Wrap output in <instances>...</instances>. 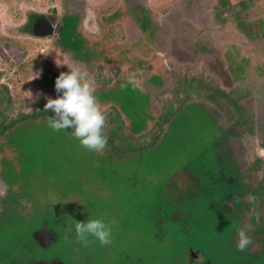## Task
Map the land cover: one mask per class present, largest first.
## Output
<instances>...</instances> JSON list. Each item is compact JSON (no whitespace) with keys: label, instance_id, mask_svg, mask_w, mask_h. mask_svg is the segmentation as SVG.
<instances>
[{"label":"rangeland","instance_id":"1","mask_svg":"<svg viewBox=\"0 0 264 264\" xmlns=\"http://www.w3.org/2000/svg\"><path fill=\"white\" fill-rule=\"evenodd\" d=\"M79 1H82V4L83 1H87L89 6L84 13L85 27L99 34L98 31L102 30L99 29L100 26L98 28L94 18L97 16L96 8H99V4H103V0ZM151 1L153 7L155 2L165 4V1H168L165 7L156 6L159 11L161 9L156 30L158 37L155 40V44L160 46L157 50V55L160 57L155 55L152 57L154 70L162 69L161 58H164L163 65L168 72L162 76L159 73H153L150 67L148 70L134 72L131 70L127 73L126 70L119 68L120 66L125 68L123 52L112 51L115 48H110L106 44L108 42L99 43V46L105 45L108 51H98L105 60L100 64L97 63V74L92 76L95 81L96 96L102 107L113 102L120 107L125 113V119L128 118L125 127L127 123L128 128L132 125L133 129L144 126L146 128L144 132H151V119H154L156 112L153 100H156L155 106L158 110L159 108L166 110L169 104L168 99L173 97L174 90L187 92L186 94H192L194 97L187 100L186 105L181 109L174 110L175 114L170 121L169 130L165 132V135L163 134V138L160 137L154 143L153 147L144 144L145 147L136 148L137 151L131 149L129 155H120V153L114 155L113 151V158L108 160L106 156L110 154L109 152L105 150L91 152L82 147L79 141L72 137V129H68L67 132L53 131L47 124L48 117L25 122L16 121L12 133L10 131L9 134L0 136L3 141H9L10 144L6 146L8 151H11L9 149L11 144L17 149L15 154L12 153V157L9 153L10 158L4 161L7 167L4 174L6 176L7 173V176L11 177L10 183L16 188L13 193L14 200L20 199V196L27 198L20 199L24 201L20 206L23 212L20 211L5 227V232L12 238L15 246L12 244L10 249L1 248L0 258L4 257V253L7 256L4 261L0 259V264L14 263L17 253L22 256L28 255L32 259L42 254V249L36 244L33 236V231L41 223L40 210L48 213L44 215L51 226L55 223L59 226L57 230L60 238L53 244L52 252L60 256L66 264H121L127 253L133 256L140 254L144 260L143 264H190L189 246H192L193 242L196 244L193 245L195 250L198 248L204 250L205 252L201 250L202 257L211 260L213 264H228L226 257L234 256L232 250L224 251L219 247L224 246L226 242L210 244L215 241L208 236L210 233L207 228H217L218 225L228 226L230 222L217 220L214 216L209 217L211 209L202 201L203 198L200 197L202 194L191 201L184 199L183 203L176 204L167 201L161 203L158 199L165 198V194H168L162 191L165 187L168 186L166 188L168 189L169 185L177 184L176 175L184 168L182 164L186 165L190 173L209 170L208 167L211 164L203 166L197 164L207 163L213 159L214 148L219 143V139L227 136L224 127L221 128L217 124L210 110L215 108L217 114L222 112L220 122L226 125L231 122L229 118L235 117L243 121L244 113L248 112L245 107H248L249 113L256 107L259 112L252 113L254 117L252 125L258 130L256 135L264 138V130L260 124L264 118V10L261 8L264 3L261 5V0H254L247 7L240 5V0H234L233 6H227L222 12L223 18H220L219 13L224 6V0ZM57 3L56 0H0V46L2 49L0 52V125L7 116L9 119H14L23 113L31 114L39 111V103H47L45 97L57 98V93H50L39 88L40 84L45 87L47 82L49 83L48 80L40 79L39 83L35 82L41 74L43 65L55 63V67H58L57 60L69 65L77 64L67 56L59 57L57 42L53 39L33 37L27 33L25 24L28 13L50 11V7ZM110 3L113 4L114 0L107 2V6L103 9L110 11L112 9ZM67 4L68 0H65L64 5L67 6ZM122 9L121 6L117 11L118 15L122 13ZM152 12L153 10L149 7L144 9V14ZM145 18L141 21L143 32L149 26L155 29L151 18ZM69 20L66 19V22L68 23ZM129 25L132 26L133 23ZM118 26H110L109 30L111 33L115 30L117 34L115 37L118 38L115 39L123 41L124 32ZM73 32V26L67 27L64 32V44L72 51H78L84 60L89 57L87 53L94 43L89 38L79 36L76 41L74 37L69 42V39L74 36ZM143 36L146 39L149 34L146 32ZM115 39L113 38L117 42ZM9 47H16L17 51L23 54L20 61L9 54ZM133 48L131 51H134ZM143 53L149 54L146 51ZM133 55L135 56L134 53ZM143 58L146 57H142L140 53L136 56L138 63L148 61ZM241 71H243L242 74ZM198 72H201L199 76L196 74ZM35 73H39L37 78ZM194 74H196L194 80H185V75ZM56 75L59 76L60 73L56 72ZM130 75H135L140 80L144 88L143 92L133 91L131 86L126 92L121 91L120 85ZM20 78L24 83L21 92L17 94L16 88L20 85L15 83ZM52 81L55 84L56 80ZM165 81L169 83L165 92L158 90L160 92L154 93L155 95L150 88L144 86L147 83L163 86ZM171 85H174L175 89H172ZM220 85H229L232 88V96L229 94L230 90L219 89ZM108 88L110 92L106 95L104 93L108 92ZM191 88L196 89L193 91ZM251 99H253L252 103H249ZM246 101L248 104L244 105L242 111L239 104ZM131 119L137 124H129ZM256 122L258 126L255 125ZM160 126L161 130L156 132L157 136L161 135L165 123L163 128L162 124ZM111 127V124L107 122L106 135ZM245 132L248 133V131ZM245 141L254 142L256 147L253 148H258L259 153H264V151L261 152L262 149L256 143L252 133L246 135ZM253 156L246 153L244 155L246 163L249 164ZM199 174L208 180V177L202 173ZM260 176L262 172L258 173V177ZM207 187L209 189L208 185ZM4 188V183L0 180V194L4 192ZM186 196L184 194L181 198ZM28 198L31 201L30 207L27 204ZM67 207L73 208L71 213L67 211ZM187 207L189 211L185 212L186 219L182 222L173 221L168 224L165 223L166 219L157 217L161 210L168 212L174 208ZM90 218L103 219L106 223L112 220L117 221L115 225H111L113 243L110 246H101L97 241L84 247L75 242L73 238L75 221L87 222ZM5 219L3 217L0 221L5 222ZM161 223L165 225L163 231L158 226ZM178 223L180 227H177ZM68 224L73 225V234L69 236L66 232ZM196 230L201 231L203 236L201 232H197L201 236L197 235ZM16 240H20L21 244L27 241L28 246L23 248L21 245L23 251L18 250L12 256V253L16 251ZM260 262L262 263L261 260L255 259L253 264H260ZM194 264L207 263L195 262Z\"/></svg>","mask_w":264,"mask_h":264},{"label":"flooded vegetation","instance_id":"2","mask_svg":"<svg viewBox=\"0 0 264 264\" xmlns=\"http://www.w3.org/2000/svg\"><path fill=\"white\" fill-rule=\"evenodd\" d=\"M58 3L57 5L54 4L50 7V11H30L26 18V27H27V33H29L30 36L38 37V38H45L49 37L57 42V48L59 57L67 56L70 60L74 61L75 63L79 64L83 70L87 71L86 64L83 63L80 59L76 58L75 55H73L72 49L68 46H65L64 44V32L67 25L66 19L71 18H77L80 21V24L82 26V29L86 32L88 36H96L101 35L105 29L104 21L110 20L109 15L113 13H117L119 8L122 6V13L128 12L129 10L133 11L131 17H129L126 22L129 24L133 23L132 26L129 24H126L124 21H121V23H116L112 25V27H118L121 28V30L124 32V39L123 41L116 40L115 36L117 35L115 30L114 32L110 33L111 37H113L117 43H123L125 47L130 46L131 43H134L139 40L140 32L138 30L139 24H141L142 19L144 17L149 18L151 15V20L155 21L156 23V29L159 24V18H160V11L156 8L168 5V1H165V4L157 3L155 2V7L151 5V0H114V5L110 3V7L112 8L110 11L104 10L103 8L106 5L107 2L110 0H103V4H99V8H96L97 16L94 18L97 21L98 28L102 31H98L99 34H95L94 30L89 31L84 24L85 15L84 13L87 12L88 9V3L87 1H77V0H68L67 6L64 5L65 0H56ZM254 0H251V3H253ZM60 3V5H59ZM78 3L79 5H77ZM124 3V4H123ZM164 3V2H163ZM261 5H263L264 0H261ZM123 4V5H122ZM154 4V3H153ZM59 7V9H58ZM146 7H149L153 10L152 13H145L144 9ZM162 7V8H163ZM107 8V7H106ZM264 10V5L261 7ZM82 11V12H81ZM135 16V17H132ZM145 18V19H146ZM137 19V20H136ZM144 19V20H145ZM79 23V22H78ZM155 29V37H158L156 34ZM157 35V36H156ZM128 45H125V44ZM127 51L131 49H126ZM134 51H139L137 49H133ZM204 54H206V51H199ZM197 52V53H199ZM58 57V58H59ZM163 57V56H162ZM164 59V58H163ZM90 65H95V60L89 58ZM165 61H163L164 64ZM55 63H48L43 65V68L41 70L40 76L35 79V82L39 81L40 77L42 76L46 66L51 67L52 69H55L59 73L61 72H68L70 71L67 66H61V67H55ZM51 76H53V73H50ZM90 77L93 75L89 73ZM166 82V81H165ZM172 84V83H171ZM175 84V83H174ZM169 85L168 82L163 84V86L160 85H152V88H154V93L164 91ZM172 86V85H171ZM40 89H45L50 93H57L55 89L49 88L48 86L42 87L39 86ZM162 88V89H161ZM174 88V85L171 87ZM219 89H223L225 91H229L230 96L232 93V88L227 86L220 85L218 86ZM160 90V91H158ZM61 94V93H60ZM155 95V94H154ZM154 99V96H153ZM188 100L191 99V97L187 98ZM250 99V98H249ZM248 99V101H249ZM209 100V99H208ZM252 100L249 103H252ZM201 102H205L202 99H200ZM248 101L245 103H240V108H242V111L244 109V105L246 106L248 104ZM154 105H156V100H153ZM206 104V102H205ZM155 107V106H154ZM206 108H208L205 105ZM219 107V106H217ZM214 108V107H213ZM210 110V108H208ZM246 111L244 114V120L239 121L235 117L229 118L231 121L230 123L223 125L220 122V114L222 112H215L214 110H210L212 114L214 115V118L218 125H220L221 128L224 127L225 133L227 134L226 138L219 139V143H217L216 146H219L223 151L225 152L226 160H222L221 157H219V160H215L213 162H208L207 164H211L209 167H212L209 171L213 174H218V177L222 178V185L221 188H216L214 183H217L215 179L209 176V173L205 171H201L204 176L208 177V180L204 179V177L201 175L200 177H197V171L189 172L187 170V167L183 168L181 172L177 173L176 179L177 184H173L172 187L176 191V194H171L172 197H175L179 200V203H181L184 199L186 200H192L196 196H200L202 201L206 203V207H209L210 213L209 217L214 216L217 220H223L226 223L230 222L228 226H219L217 228H207L209 231V235L213 241L210 244L214 245L217 242L226 244L224 246H219L221 249L225 250H232V253L234 256L226 257L228 264H253L255 259H259L262 261L260 264H264V153H259L258 148L254 146V142H247L245 141V137L248 133H252V135L255 137L256 143L259 145L260 149H262L261 152L264 151V138H259L257 136V128L252 124H254V117H252V113L259 112L256 107L252 108V111L249 113L248 107L246 108ZM162 110V109H161ZM216 113V114H215ZM261 114V113H260ZM223 116V115H222ZM225 116L226 111H225ZM264 116V115H263ZM153 128H151V132H147V138L142 139L140 142V146L146 144L148 147H153L154 143L159 140L160 137H163L165 135V132L169 130V127L171 125V120L165 122V127L163 128L164 123L161 121L160 116L155 115L153 119ZM162 124V131L161 135L157 136V131L161 130ZM261 127L264 130V118L262 121H260ZM126 122L124 123L123 133L125 137L129 134L127 131V128L125 127ZM257 125V122L255 123ZM258 126V125H257ZM149 130V129H148ZM250 130V131H249ZM111 128L107 130V136L108 139L111 137ZM245 131H248L245 132ZM164 134V135H163ZM113 148L111 144H109L105 149V151L110 150ZM137 144L134 145V148L132 146V149L137 150ZM131 150V148H130ZM226 150V151H224ZM132 151V150H131ZM130 151V152H131ZM246 153L251 154L253 156L252 161L250 163H246V159H244V155ZM122 154V153H120ZM228 164V165H227ZM232 165L234 173L241 172V176H235V174L231 175L228 172H231L229 169V166ZM262 172V176L258 177V173ZM232 173V172H231ZM0 180L4 183L3 179L0 176ZM230 180L233 182V185L231 184L227 188H225V185L227 184V181ZM230 182V183H232ZM188 183L190 184L188 186ZM209 186V189L207 187ZM5 186V183H4ZM186 187L189 189V192H186L187 195L186 198H181L182 193L184 192L182 189ZM216 189V190H215ZM215 190V191H213ZM6 194V186L4 188V192L0 194V218L4 216L6 219L8 218L9 213L6 212L3 208L5 205L3 201V197ZM249 195H255L258 200L255 205L248 202V196ZM190 198V199H188ZM215 198L216 200L213 201L211 199ZM184 200V201H185ZM183 201V202H184ZM182 202V203H183ZM71 207H67L68 212H72ZM41 212L43 210H40ZM189 211V207L181 209V208H174L172 211L170 210L169 213H167L168 218L171 221H178L182 222L186 218L184 217L185 212ZM48 214V213H47ZM46 214V215H47ZM164 215V216H167ZM163 216V217H164ZM162 217V219H164ZM180 220V221H179ZM180 223H178L177 227ZM160 230H164L163 226L164 223L158 224ZM59 226L58 225H50L48 221H44L37 229H35L33 232V236L35 237L36 244H38L39 247L42 249V254L31 258L28 255H25L24 263L22 264H66V262L57 254H54L52 252L53 250V244L57 241H59L60 233L58 232ZM240 228L246 229L248 234L253 239V244L249 246L248 250L245 252H240L237 247V241H238V230ZM185 231V228H182ZM224 232H223V231ZM201 231H195V233L199 236H201L199 233ZM202 234V232H201ZM194 235V236H197ZM162 236V234H161ZM203 236V234H202ZM24 247L28 246L27 241L21 244ZM192 246H189L190 252V264H194L195 262L200 263H207V264H213V262L209 259H206L202 257L201 250L198 248V250H195L193 245H196L194 242L191 243ZM204 251V250H202ZM205 252V251H204ZM236 254V255H235ZM123 263L121 264H143L144 260L138 255H131L128 254L123 257ZM189 263V262H187ZM13 264H20V262L15 261Z\"/></svg>","mask_w":264,"mask_h":264},{"label":"trees","instance_id":"3","mask_svg":"<svg viewBox=\"0 0 264 264\" xmlns=\"http://www.w3.org/2000/svg\"><path fill=\"white\" fill-rule=\"evenodd\" d=\"M233 2H234V0H224V6L221 7V12L219 13V17L220 18L222 17V12H224V10H226V7L227 6H229V5H232L233 6ZM239 3H240V5L247 6V5H250L251 0H240ZM132 12L133 11L129 10L128 12H125V13L120 14V15H118L117 13H113V14L109 15L110 20L104 21V23H105L106 26H105V29H104L103 33L101 35H96V36H88L86 34V32L82 29V26L80 24V21L76 17L75 18H71V17L69 18L70 20H69V22L66 25L65 31L67 30V27L73 26V28H74V32H73L74 33V36H72L69 39V42H71L74 37H75V40L74 41H76L77 37L79 36L81 38L84 37L85 39L89 38V39H91V42L94 43V45L91 46V50L88 51V53L86 52L87 55L89 54V57L86 58V59H84V60H82L81 55H79L78 51H72L73 52V55H75L76 58L80 59L83 63L86 64V68H87V72L88 73H91L93 76H96V74H97V65H98L97 63L100 64V62H103L105 60L104 59V56L103 55L101 56V52H98V51H108L107 50V47L105 45H100V46L98 45L99 43H104V42H108L106 44L108 46H110V48L111 47H114L115 48V49H112V51H120V52L122 51L123 52V54L122 53L121 54L123 55V63L125 64V68H122L123 66L122 67L121 66L120 67L118 66V67L121 68V70H126L127 73H128V71H131V70L133 72L134 71H138V70H142V69L148 70V69H150V67H152L151 70L153 71V73H159L162 76H164L168 72L167 69L163 65V58H161L162 59V69L161 68L158 69V70H154L153 69L154 68V65L152 64V57L154 55L155 56H159V55H157V53H158L157 50L160 48V46H158V45L155 44L156 43L155 40L157 38V37H155V34H154L155 29H156V23H155V21H152L151 22L152 25L155 26V29H152L149 26L148 29L143 28V29H145L144 30L145 32H143V30H142V23L139 24V26L137 27L138 30H139V32H140L139 35H141V36H140V38H139L138 41H136L134 43H131L130 44V47L131 48L134 47L133 49H137L139 51H130V50L127 51L126 49H131V48L125 47L123 45V43L120 44V43L115 42L113 40V37H111V34H110L111 32L109 30V27L112 26V25H114V24H116V23H118V22H120V20L121 21H124L126 24H129L128 22L125 21V19L127 20L129 17H131V15L133 14ZM132 17H135V16H132ZM150 18H151V16H150ZM146 32L149 34V36H146V39H145V37L143 36V34H145ZM2 40H4V39H2ZM111 44H112V46H111ZM9 48H10L9 49V54L13 58H15L17 61H20L22 59V57H23V54L20 53L19 51H17L16 47H9ZM143 51H146L149 54L148 55H145L143 53ZM0 52H2L1 46H0ZM133 53L135 54V56L133 55ZM139 53L142 54V57H146L145 59L143 58L144 60H148L146 63L145 62H143V63H138L137 62L136 56H138ZM90 56H91L92 59L95 60V65H92L91 64V67H90V62H89ZM128 57H130V58H129V61L127 62ZM56 72H58V71H56L55 69H52L49 66H46V68H45L42 76L40 77V79H45V80H48L49 81V83L47 82L46 87L48 86L49 88L55 89V84H53V81L52 80L53 79L56 80V78L58 77L56 75ZM50 73H53L54 75L53 76H50L49 75ZM242 73H243V71H241V74ZM196 74H197V76H199L201 74V72L200 73L198 72ZM196 74H194L192 76H189V75L186 76L185 75L184 78H185V80H190V79H193L194 80ZM122 75H123V73H122ZM100 78H101V76H100ZM40 79H39V81H40ZM18 82H20V83H18ZM18 82L15 83L16 85L17 84L20 85L19 88H16L18 90V93L17 94H19L21 92V88H22V85L24 83L21 78L18 80ZM37 83H39V82L37 81ZM115 84L116 83L114 82V85ZM200 84H201V82H200ZM152 85H158V84H152ZM152 85H150V84L147 83L144 86H145V88H150V90L153 93L154 92V88H152ZM195 89L196 88H194V90ZM191 90H193V89L191 88ZM109 92H110V89L108 88V92H105L104 94L107 95V94H109ZM186 93L176 92L174 90L173 97H171V98L168 99L169 100V104L167 105L166 110L164 109L165 111L164 110H161L160 108L158 110V108L153 103V106H155V109H156V112L154 114V117H155V115L161 116L160 118H161V121L163 123H165V121H167V122L170 121L174 117L173 116L175 114V113H173L174 110L175 109H181L183 106H185L186 105L185 102L188 100L187 99L188 97H194L192 94H186ZM39 104H40V110L37 111V112L31 113V114H24L23 113V114H20L17 118H14V119H9V116H7L2 121V124L0 125V136H5V135L9 134L10 131L12 133L14 131L13 130V127L15 126L14 124L16 123V121H19V122L20 121H23V122H25V121H29V120H36L37 118H40V117H48L49 118V116H53L54 115V113L51 110H49L48 112H44V106H45L44 103H41L40 102ZM102 110L107 115V122H109L111 124V126H112L111 127V130H112L111 131V137L108 139V142H109V144H111L113 146V148H111L110 150L106 151V152H109L110 153V154H108V156L105 155L106 157H108V158H106L107 160L109 158H113V151L115 152L114 155H116L117 153H122V154L129 155L130 154V151H131L130 148L132 149V146L134 148V145L137 144V147L138 148H141V147H139L140 146L139 145L140 142L143 144V142L141 140L144 139V138H147V135H148L147 132H144V129H146L144 126H140V127L136 128V129H133L132 128V125H131V127H130L131 129H130V128H128V123H127V127L126 128H127V131H128L129 134L125 137V135L123 133V128H124V123L125 122H128V118L125 119V113L122 112V110L120 109V107L116 103L113 102L110 105L109 104L108 105L106 104L105 107H102ZM151 121L153 123L154 120L151 119ZM129 124L136 125L137 123H136V121L133 122V119H131L129 121ZM152 126H153V124L150 126V129L153 128ZM133 130H135V132H131ZM0 140H1V142H0V175H1V178L3 179V181L5 183V186H6V194L3 197V201H4V204L5 205H3L4 206L3 208L5 209L6 212L8 211V213H10L9 214L10 216H8V218L5 219V222L4 221L3 222L0 221V251H1L2 249H10L11 246H12V244L14 243L13 240H12V238L9 235H7V232H5L6 231L5 227L8 226L11 223V221L15 218L16 215H18V213L20 211H22L23 208L21 209L20 206L23 205V202L24 201L21 200L22 201L21 202L20 199L21 198H24L25 199L27 197L20 196V199L14 200L15 199V196L13 195V193H15L14 189H16V188H15V186H13L12 183H10L11 180L9 178H11V177H8L7 176V173H6V176L4 174L6 172V170H7V167L5 166L4 161L6 162L8 160L9 153H11L10 156L12 157V155H13L12 153L16 152L17 149L13 148L12 147V144H11V148H9V149H11V151L10 150L8 151L6 149L7 148L6 146H7V144H10L9 141H6L5 142V141H3V139H0ZM3 143H5V144H3ZM3 145H5V147H3ZM143 147H145V146L143 145ZM222 151L223 150L219 146H215L214 152H213V159H211L209 162H213L215 160H219V157H221L222 160H226V156H225L226 153L225 152L223 153ZM224 151H226V150H224ZM125 156H123V157H125ZM207 163H199L197 165L203 166V165H206ZM182 165H183L182 167H184V168L186 167L185 164H182ZM211 168L212 167H208L209 170ZM229 169L231 170L232 173L231 172H228V173L231 174V175L235 174V176H238V177L242 175L241 172H237V173L235 172L234 173L232 165L229 166ZM204 170H202V171H204ZM209 170H207L208 173H209V176L212 177L213 179H215L217 181V183H215V187L220 189L221 188V185H222L221 184L222 183V178L221 177H218V174L211 173ZM199 173L200 172H197V174H198L197 177H200L201 176ZM230 182H232V181H230V180L227 181V184L225 185V188H227L231 184L233 185V182L232 183H230ZM171 185H173V184H171ZM171 185H169V188L168 189H166L168 187L167 186V187H165L164 190H162V191L168 192V194H165V198H159L158 199L161 203L164 202V201L173 202L174 204H176L177 202H179V200L177 198L171 196V194H174V193L176 194V191L173 189V187H171ZM189 185L190 184L188 183V186ZM182 190L184 191L182 193V195H184L186 192H189V189L186 188V187H184ZM215 190H213V191H215ZM211 200L215 201L216 199L213 198ZM13 201H15L14 204H13ZM27 202H28L27 203L28 204V207H30L29 203H31V201L29 200V198L27 199ZM39 212H41V211H39ZM169 212L170 211L164 212L163 210H161V212L157 214L158 215L157 217L158 218H160V217L162 218L164 215H167V213H169ZM41 213H42V215H40V217H41V223H40V225L44 221H48L46 219V215H44V214H47V212H45L43 210ZM23 216H25V214ZM3 217L4 216H2L1 218H3ZM1 218H0V220H1ZM163 218L167 220L165 223L171 224V222H173V221H171L168 218V215L167 216H164ZM55 225H56V223H55ZM16 242H17L16 243L17 244L16 251H14L12 253V256H14L18 250L19 251H23L21 249V243H19L20 240H16ZM1 255L2 254H0V256ZM6 256L7 255L4 253V257L3 258L1 257L0 259H2L4 261L6 259ZM15 261L20 262V264H22V263H24V261H26L25 260V256L24 255L22 256V255H20V253L19 254L17 253V255H15ZM11 264H13V263H11Z\"/></svg>","mask_w":264,"mask_h":264},{"label":"clouds","instance_id":"4","mask_svg":"<svg viewBox=\"0 0 264 264\" xmlns=\"http://www.w3.org/2000/svg\"><path fill=\"white\" fill-rule=\"evenodd\" d=\"M56 63L58 67L66 64L70 71L61 72L56 78L57 98L45 97L47 103L44 106V112L51 110L54 113L48 118V126L55 132H67L68 129H72V137L79 141L82 147L91 152L104 151L108 145V137L105 134L107 115L102 110L96 96L94 79L78 64L69 65L59 60ZM38 75L39 73H35V78ZM129 86L133 91H144L143 85L135 75H130L120 85V89L122 92H126ZM60 93L62 95H59ZM247 199L253 205L258 200L255 195H249ZM116 223L115 220L106 223L103 219L91 218L87 222L75 221L73 238L76 243L82 244L84 247H88L97 241L101 246H110L113 243L111 225ZM66 232L68 236L73 234V225L68 224ZM252 244V237L246 229L240 228L238 230L237 249L240 252H245Z\"/></svg>","mask_w":264,"mask_h":264},{"label":"crops","instance_id":"5","mask_svg":"<svg viewBox=\"0 0 264 264\" xmlns=\"http://www.w3.org/2000/svg\"><path fill=\"white\" fill-rule=\"evenodd\" d=\"M95 34H97V31H95Z\"/></svg>","mask_w":264,"mask_h":264}]
</instances>
